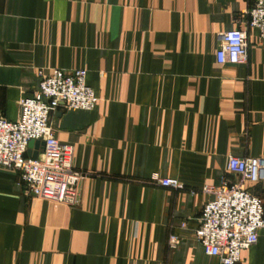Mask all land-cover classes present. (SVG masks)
Segmentation results:
<instances>
[{
	"label": "crops",
	"instance_id": "1",
	"mask_svg": "<svg viewBox=\"0 0 264 264\" xmlns=\"http://www.w3.org/2000/svg\"><path fill=\"white\" fill-rule=\"evenodd\" d=\"M250 0H0V117L15 121L37 70L85 68L93 110L58 108L55 135L86 175L71 206L0 165V264H220L195 235L231 155L264 157V42L218 63ZM178 178L183 189L159 178ZM264 202V181L247 184ZM183 221L187 227L182 228ZM179 237L175 248L170 236ZM238 264H264V228Z\"/></svg>",
	"mask_w": 264,
	"mask_h": 264
},
{
	"label": "built area",
	"instance_id": "2",
	"mask_svg": "<svg viewBox=\"0 0 264 264\" xmlns=\"http://www.w3.org/2000/svg\"><path fill=\"white\" fill-rule=\"evenodd\" d=\"M248 19L222 34L216 58L222 65L244 62L248 56V31L258 30L264 42V0H250L245 12ZM87 70L43 68L37 70L38 88L19 100L20 115L15 121L0 117V165L20 172L26 191L45 200L76 206L80 202V184L85 173L74 166L75 146L55 135L52 114L66 110H93L99 100L87 82ZM31 140L45 142L38 158L28 156ZM228 171L217 184L202 190L209 199L203 204L195 235L204 252L220 264H238L244 250L256 244L264 228L263 199L250 192L248 183L264 181V157L231 155ZM163 186L183 189L178 178H159ZM182 228L187 227L183 221ZM179 237L170 236L175 248Z\"/></svg>",
	"mask_w": 264,
	"mask_h": 264
},
{
	"label": "water",
	"instance_id": "3",
	"mask_svg": "<svg viewBox=\"0 0 264 264\" xmlns=\"http://www.w3.org/2000/svg\"><path fill=\"white\" fill-rule=\"evenodd\" d=\"M45 142L42 140H31L29 143V149L27 151L28 156L36 159L39 156L40 150L44 146Z\"/></svg>",
	"mask_w": 264,
	"mask_h": 264
}]
</instances>
